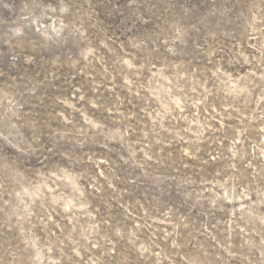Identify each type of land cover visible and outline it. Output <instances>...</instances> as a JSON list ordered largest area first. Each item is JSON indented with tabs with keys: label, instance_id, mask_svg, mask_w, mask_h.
<instances>
[{
	"label": "rangeland",
	"instance_id": "374dc122",
	"mask_svg": "<svg viewBox=\"0 0 264 264\" xmlns=\"http://www.w3.org/2000/svg\"><path fill=\"white\" fill-rule=\"evenodd\" d=\"M0 264H264V0H0Z\"/></svg>",
	"mask_w": 264,
	"mask_h": 264
}]
</instances>
